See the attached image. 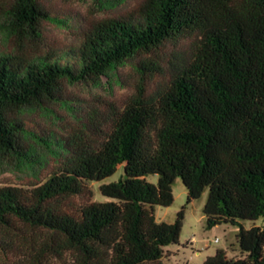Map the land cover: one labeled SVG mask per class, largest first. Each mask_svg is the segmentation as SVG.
<instances>
[{"label":"trees","instance_id":"1","mask_svg":"<svg viewBox=\"0 0 264 264\" xmlns=\"http://www.w3.org/2000/svg\"><path fill=\"white\" fill-rule=\"evenodd\" d=\"M49 24L77 42L51 45ZM126 64L136 76L121 104L75 113L67 85ZM57 105L75 113L64 136L26 117ZM49 158L42 181L0 186V264H164L205 191V227L237 226L240 254L218 248L203 264H264V0H139L87 24L0 0V163ZM120 167L98 186L106 199H91L89 183ZM177 178L186 201L158 221Z\"/></svg>","mask_w":264,"mask_h":264},{"label":"rangeland","instance_id":"2","mask_svg":"<svg viewBox=\"0 0 264 264\" xmlns=\"http://www.w3.org/2000/svg\"><path fill=\"white\" fill-rule=\"evenodd\" d=\"M52 12H62L70 19L76 18L79 22L87 24L101 17L122 14L132 9L139 0H41ZM46 37L51 45L65 46L77 42L73 29L59 27L49 24L45 28ZM130 65L121 66L111 79L101 77L100 83H76L66 87V92L73 98L70 104L75 108V113L80 107L106 108V103L117 102L121 104L128 96L133 87V78ZM56 112L33 111L26 115L34 124L52 128L56 133L64 136L74 128L72 114L67 107L55 106ZM53 158H49L43 166H20L13 167L8 163H0V186L16 185L28 186L32 183L42 181L46 172L53 165ZM123 173L120 167L113 175L100 182H90L92 191L91 199L105 200L98 186L101 182L117 180ZM151 181H156V176H149ZM173 202L167 207L156 206L155 217L158 221L173 222L176 212L186 201V190L180 178H177L172 186ZM206 198V191L199 199L189 203L185 209V216L181 228L179 242L164 247V264H203L206 256L214 254L218 248L226 249L229 256L240 254L235 243L237 226L230 224L216 225L210 229L205 227V218L202 206ZM256 225L264 224L261 218L254 221ZM252 221H245L244 225L249 227Z\"/></svg>","mask_w":264,"mask_h":264}]
</instances>
